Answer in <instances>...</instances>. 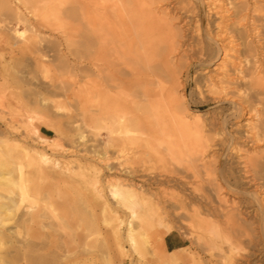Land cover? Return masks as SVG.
Returning <instances> with one entry per match:
<instances>
[{
    "label": "bare ground",
    "instance_id": "6f19581e",
    "mask_svg": "<svg viewBox=\"0 0 264 264\" xmlns=\"http://www.w3.org/2000/svg\"><path fill=\"white\" fill-rule=\"evenodd\" d=\"M50 1L15 0L21 9L0 0V189L18 209L28 204L23 222L43 224L42 195L76 174L16 138L23 132L55 156L62 143L43 136L37 117L74 118L50 96H29L20 67L74 94L82 110L96 108L85 113L102 122L114 151L104 140L99 151L85 144L97 164L77 175L88 200L115 215L121 252L125 241L136 252L149 245L150 264H264V0ZM53 15L64 21V56L45 33ZM54 65L67 74L63 86L51 79ZM193 84L216 112L188 110ZM174 231L189 242L182 252L164 245ZM31 255L28 264H57Z\"/></svg>",
    "mask_w": 264,
    "mask_h": 264
},
{
    "label": "rangeland",
    "instance_id": "374dc122",
    "mask_svg": "<svg viewBox=\"0 0 264 264\" xmlns=\"http://www.w3.org/2000/svg\"><path fill=\"white\" fill-rule=\"evenodd\" d=\"M56 1L51 0L50 2L54 3ZM10 2L14 8L17 7H21V9L24 8L23 6L17 4L15 0H10ZM1 17L2 16L0 13V18ZM54 17H55L54 15L51 16V19L53 20H51L52 23L50 22V29H49L50 31L46 29L45 33L46 35L48 34L47 38L50 37L51 40L59 41L61 43L60 53L64 56L66 55V44L63 39L64 21L61 17L58 18L59 20L58 19L55 20ZM14 24L15 22H13V25ZM30 35L31 34L29 32L26 33L27 37H29ZM56 67L58 68L55 70ZM52 68L54 72L53 71L51 72L50 75L52 76L51 79L55 81L57 86H63L60 81L63 82L64 80H66L67 74H65L66 72L62 69V65H58V66L54 65L52 66ZM13 70L10 72L16 73V71L13 72ZM19 70L20 73H18L17 71V75L19 76L17 75L16 76L20 80H23L25 82V78H26L27 84H30V82H32L30 85H26V83H23V85L25 84L24 85L25 88H23V90H25L29 96H32L33 98L34 94H38L46 98L47 100L48 97L50 96L49 100L50 101L52 100L51 102L53 101L57 102L60 105H62L63 108L65 107L62 113H65V115L66 114L72 115V117L74 118L67 119V117L66 118L61 117L55 112H50L49 114L43 113L44 115L42 113H39V115L41 116L43 115V117L42 118L39 116L37 117L39 118L38 119L39 121L36 120L37 121L36 123L38 124V125L36 124V126L39 127L43 136L47 140L53 142L54 144L62 143L61 145H59L60 147L57 146L58 152L56 155L54 154L55 156L51 154L52 152L50 149L41 147V144H38V141H34L33 139L27 138L28 136L23 132H21L18 135H15L17 139L20 138V141H22L23 144L27 139L25 145H27L29 148L32 147L33 149L36 150L38 149L37 151L39 152L45 151L51 158L59 161V167L62 169L66 166L65 164L68 163L69 164L68 167L69 168L71 167L74 170L73 173L76 175L79 173L78 168L80 166L92 167L93 164L94 165L97 164L93 162L91 163V161L86 160L85 156L88 154L84 152L85 151L84 149L86 148L85 144L87 148L89 149L91 148L90 151L92 150L99 151L101 150V145H102L101 143L104 140L110 146V152L112 150L114 151V149L111 147L112 143L111 141H109L108 134L105 131L101 132L100 130V126L102 125V122L101 121L95 122V119L93 120V118L89 116V115L93 116L97 114L96 108L89 107V109L87 108L86 110H82V106L81 104H79L80 102L77 100L78 97L76 98L72 96L74 94L69 92V95L71 94V96L70 98H68L66 92H64L63 90L56 89L53 87L49 88L50 79L43 80V78L40 77L39 73L37 74V72H32L30 68L20 67ZM34 73L38 75V78L35 76ZM10 80L12 82L13 79L10 78ZM29 88H31L32 90ZM35 90L38 91L35 92ZM44 91H46L45 94L42 93ZM76 92L78 91H75V93ZM49 93L50 95H47ZM64 95L66 96V98ZM186 101H187V108L190 111L201 110L203 113L210 112L212 114L217 111L216 107L214 108L213 105L205 101V99L196 91V87L194 84L190 86V88L186 93ZM49 104L52 103L49 102ZM94 109L95 111H93ZM222 109L228 110L227 107H222L219 108L218 110H222ZM82 111L83 113H81ZM85 111L86 112L89 111L88 112L89 115L85 113ZM90 111L92 112L93 115L90 114ZM83 114H87L89 117L84 118ZM43 121H49V123L51 122L50 126L46 127L42 125ZM2 123L5 125L4 122L0 121V128L2 126L1 129L5 130L6 126H4ZM19 126H21L20 123ZM21 131L23 130L21 129ZM81 134L85 136L84 142L80 139ZM21 139H23L24 141ZM32 140L33 142H31ZM31 144L34 147L29 146ZM76 175L72 174L71 177L69 175L68 176L64 175L63 178L61 179L62 181H60L61 183H59L60 185L59 189L58 190L57 188L55 190L50 189L49 195L51 197L46 192L45 194L42 195L45 198L42 197L43 201L41 200L42 202L40 201V203L41 205H43L42 207L44 208L42 212L43 213L42 216L44 217L43 220L45 222H43V224L41 225L38 224L36 225L31 223V221L28 220L29 218H27L26 221L27 223L23 222L21 215L23 214L25 215L26 213L31 211V209L28 208V204L23 205L20 209H18L17 201L16 202L11 201L9 192H6L3 188H2L3 191H1L0 189V205L5 206L4 209L0 208V213H2L1 217L6 220L3 226L0 225V232H1L0 233L1 235L0 264H28L26 256H29L31 254H32L31 256L34 257H38L41 255L46 260L55 259L57 264H150L149 261H151L152 258L151 257L152 251L150 250L151 248L149 245H145V246L140 245L138 247V252H136L133 251L132 248H130V246L127 244V242L124 241L121 244L122 250L123 249L124 250L123 252H121L118 243L115 241L112 230L110 231V229H112L110 227L111 225H109L112 224V222L109 221H111L112 216L115 215L113 214L111 215L110 213L104 214L102 210L95 203L88 200V197L85 196V193L82 192L85 189L83 188L84 187L83 182L80 179V177ZM41 187H44L43 183H41ZM229 197L234 198L233 196H229ZM110 202H112V200L109 199V203ZM44 213L48 214V216L46 215L47 218L44 216L45 215ZM57 214L59 215V217L57 216ZM53 215H55V218ZM119 216L121 217V219L127 220V216L124 213L119 212ZM56 217H58L61 220L60 221L57 218V221L58 220L60 221L59 223L62 224L63 221V224L65 225L64 226L62 224L63 228H65L64 231L59 229L60 228L59 223L55 221ZM115 220H116L115 217H113V221ZM88 234L93 236H90ZM169 235L172 237L175 244L179 245L178 249L173 250V249H169L166 246L165 241ZM45 241L48 244L46 247L47 249H41L39 246L29 247V245L32 244L31 242H33V244L34 243L37 244ZM163 242L167 250L173 252H182L184 251V248L189 246V242L187 241V239L177 231H174L167 235L165 234ZM49 243L54 244L53 245L54 247L52 249L50 248ZM171 248H173V246H171ZM47 251L50 252L47 254Z\"/></svg>",
    "mask_w": 264,
    "mask_h": 264
},
{
    "label": "crops",
    "instance_id": "0c3cea01",
    "mask_svg": "<svg viewBox=\"0 0 264 264\" xmlns=\"http://www.w3.org/2000/svg\"><path fill=\"white\" fill-rule=\"evenodd\" d=\"M166 243V246L169 248V249H178L179 248V245L175 244V242L173 241L172 237L169 235L165 241ZM171 246H173V248H171Z\"/></svg>",
    "mask_w": 264,
    "mask_h": 264
}]
</instances>
